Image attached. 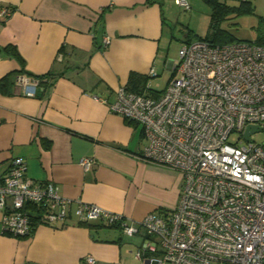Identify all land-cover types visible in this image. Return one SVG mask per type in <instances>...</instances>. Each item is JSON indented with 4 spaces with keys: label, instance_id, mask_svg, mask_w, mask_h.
Returning a JSON list of instances; mask_svg holds the SVG:
<instances>
[{
    "label": "crops",
    "instance_id": "0c3cea01",
    "mask_svg": "<svg viewBox=\"0 0 264 264\" xmlns=\"http://www.w3.org/2000/svg\"><path fill=\"white\" fill-rule=\"evenodd\" d=\"M166 2L0 0L13 9L0 20V79L19 70L48 76L35 95H24L14 75L0 91V179L20 157L28 176L70 200L63 221L37 226L29 237L4 232L0 209V264H81L86 256L95 264H144L136 256L142 231L127 236L118 224L84 222L74 211L83 201L136 222L178 200L181 175L141 159L142 127L108 108L130 72L155 69ZM83 158L93 159L86 169Z\"/></svg>",
    "mask_w": 264,
    "mask_h": 264
},
{
    "label": "built area",
    "instance_id": "2783aa9c",
    "mask_svg": "<svg viewBox=\"0 0 264 264\" xmlns=\"http://www.w3.org/2000/svg\"><path fill=\"white\" fill-rule=\"evenodd\" d=\"M175 3L190 9L188 0ZM12 12L0 6V20ZM172 69L159 95L120 86L108 108L142 127L141 159L181 175L175 205L136 222L83 201L74 212L84 222L118 224L127 236L142 231L136 256L144 264H264V144L251 138L264 131V46L193 40L182 43ZM16 82L24 95L36 94L38 79L18 76ZM248 126L256 130L247 140ZM92 162L80 160L85 169ZM26 169L15 157L0 179L1 227L16 237L63 221L70 204L53 183L31 178ZM81 264L95 259L86 256Z\"/></svg>",
    "mask_w": 264,
    "mask_h": 264
},
{
    "label": "rangeland",
    "instance_id": "374dc122",
    "mask_svg": "<svg viewBox=\"0 0 264 264\" xmlns=\"http://www.w3.org/2000/svg\"><path fill=\"white\" fill-rule=\"evenodd\" d=\"M227 1V0H226ZM242 0H228L229 5L238 6ZM250 3V11L230 13L218 23V29L226 31L235 41H255L264 37V0H246ZM189 10H183L173 0L165 8V30L161 52L155 62V75L149 78L151 90L162 92L169 80L175 75L171 64L178 59V49L187 38L196 40L198 37L213 34L210 28V7L203 0H188ZM175 22H178L175 24ZM176 27L175 37L171 38L172 28ZM237 138L230 135V141ZM252 140L264 144V131L253 133Z\"/></svg>",
    "mask_w": 264,
    "mask_h": 264
},
{
    "label": "trees",
    "instance_id": "16d2710c",
    "mask_svg": "<svg viewBox=\"0 0 264 264\" xmlns=\"http://www.w3.org/2000/svg\"><path fill=\"white\" fill-rule=\"evenodd\" d=\"M208 6L210 7V28L213 31V34L211 37L209 35H206L204 37H198L196 40H203L207 41L211 44H224V43H230L234 42L235 40H232L231 37H229L225 30L218 29V23L227 17L228 14L236 12L240 13L242 11H250L251 6L250 3L246 0H242L240 5L233 6L229 5L226 0H203ZM187 38L184 40L183 43H189L193 40L190 39V37L186 36ZM258 45L264 46V37H259L254 41ZM7 47H5L6 49ZM12 53L15 55L17 59L20 60V55L15 47L12 48ZM18 74L16 75V73ZM14 71L12 73H9L5 75L3 78L0 79V91L5 92L8 90V88L13 84V79L15 76H23L24 74H27V71L19 70ZM21 74V75H20ZM14 75V76H13ZM13 76V77H12ZM151 75H144L137 72H130L128 75L126 88L128 91L137 93V94H147L151 96H156L155 92L151 90V88L148 86L149 78ZM12 77V78H11ZM15 77V80H16ZM48 77L47 75L43 76H31L30 78L38 79L39 83L38 85H41L42 82H45L44 79ZM29 78V77H28ZM47 81V80H46ZM49 82V81H47ZM149 88V89H148Z\"/></svg>",
    "mask_w": 264,
    "mask_h": 264
},
{
    "label": "water",
    "instance_id": "95a60500",
    "mask_svg": "<svg viewBox=\"0 0 264 264\" xmlns=\"http://www.w3.org/2000/svg\"><path fill=\"white\" fill-rule=\"evenodd\" d=\"M256 130L255 126H248L245 131V138L248 140L249 139V134L253 131Z\"/></svg>",
    "mask_w": 264,
    "mask_h": 264
}]
</instances>
